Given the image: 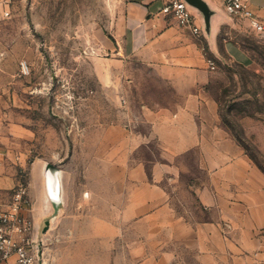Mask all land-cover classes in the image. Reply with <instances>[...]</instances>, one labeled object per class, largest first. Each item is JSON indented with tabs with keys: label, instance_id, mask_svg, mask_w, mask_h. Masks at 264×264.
Segmentation results:
<instances>
[{
	"label": "rangeland",
	"instance_id": "374dc122",
	"mask_svg": "<svg viewBox=\"0 0 264 264\" xmlns=\"http://www.w3.org/2000/svg\"><path fill=\"white\" fill-rule=\"evenodd\" d=\"M118 2L12 0L0 21L6 69L14 75L5 89L4 107L0 104V138L27 163L41 161L45 179L55 181L60 206L40 232L50 264H129L126 241L134 232L127 238L123 229L121 237L105 241L93 231L97 224L125 226L120 218L124 199L111 182L122 174L116 162L127 153L131 161L160 159L156 146L121 149L124 133L146 128L135 119L145 104L176 99L152 92L148 73L126 75L105 49ZM228 17L219 52L210 57L216 69L207 89L219 104L225 127L264 173V33L246 20ZM21 62H27L29 73H22ZM185 161L190 176H203L193 169L194 155ZM23 182L31 207V187L26 178ZM180 200L201 214L193 200Z\"/></svg>",
	"mask_w": 264,
	"mask_h": 264
},
{
	"label": "crops",
	"instance_id": "0c3cea01",
	"mask_svg": "<svg viewBox=\"0 0 264 264\" xmlns=\"http://www.w3.org/2000/svg\"><path fill=\"white\" fill-rule=\"evenodd\" d=\"M169 1L119 0L106 37L105 49L117 65L124 66L126 75L148 73L152 92L176 99L145 104L135 119L146 128L124 133L121 149L134 152L156 146L160 159L131 161L127 153L116 162L122 174L111 182L124 199L120 218L125 226L97 224L94 237L113 241L123 229L127 238L128 232H134L136 237L126 241L131 247L126 256L129 264H261L264 173L225 127L219 104L207 89L213 71L208 60L219 52L228 14L219 0H205L213 12L208 33L203 14L192 8L202 31L197 37L163 12ZM248 5L264 24V0H248ZM7 8L0 0V21ZM0 39V104L4 107L5 89L14 75L7 72L5 39L1 35ZM233 55L238 57V51ZM191 154L193 169L202 177L190 176L185 158ZM43 170L41 161L27 163L23 154L0 138V211L10 208L15 188L26 178L32 205L22 213L34 222L35 240L41 239L43 224L45 230L47 218L60 206ZM181 198L193 200L201 214L188 210Z\"/></svg>",
	"mask_w": 264,
	"mask_h": 264
},
{
	"label": "built area",
	"instance_id": "2783aa9c",
	"mask_svg": "<svg viewBox=\"0 0 264 264\" xmlns=\"http://www.w3.org/2000/svg\"><path fill=\"white\" fill-rule=\"evenodd\" d=\"M2 1L6 6L12 2ZM219 1L229 16L248 20L256 32L264 33V24L251 12L248 0ZM163 12L172 16L180 27L190 29L197 37L202 35L201 28L196 25L192 7L184 0H170ZM20 66L23 74L29 73L27 62H21ZM208 66L211 70L216 69L212 59L208 60ZM27 195L28 187L21 180L14 193L13 204L9 209L0 211V264H50L46 252L42 250V238L35 240L33 237V220L22 213L29 206Z\"/></svg>",
	"mask_w": 264,
	"mask_h": 264
},
{
	"label": "water",
	"instance_id": "95a60500",
	"mask_svg": "<svg viewBox=\"0 0 264 264\" xmlns=\"http://www.w3.org/2000/svg\"><path fill=\"white\" fill-rule=\"evenodd\" d=\"M187 2L192 8L197 9L199 12H201L204 16L205 26H206V32H210V26H211V17L213 15L212 10L210 9L209 5L205 0H184ZM48 173V171H47ZM48 175V174H47ZM48 183L50 185V188L54 194H58L55 188V181L54 179H50L49 176H47ZM57 182V181H56Z\"/></svg>",
	"mask_w": 264,
	"mask_h": 264
},
{
	"label": "trees",
	"instance_id": "16d2710c",
	"mask_svg": "<svg viewBox=\"0 0 264 264\" xmlns=\"http://www.w3.org/2000/svg\"><path fill=\"white\" fill-rule=\"evenodd\" d=\"M252 159V158H251Z\"/></svg>",
	"mask_w": 264,
	"mask_h": 264
}]
</instances>
